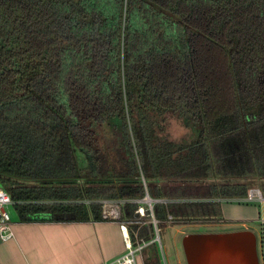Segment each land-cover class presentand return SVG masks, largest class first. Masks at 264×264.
<instances>
[{"label": "trees", "instance_id": "16d2710c", "mask_svg": "<svg viewBox=\"0 0 264 264\" xmlns=\"http://www.w3.org/2000/svg\"><path fill=\"white\" fill-rule=\"evenodd\" d=\"M169 113L197 139L162 140ZM216 179L264 197V0H0V188L21 222H100L101 201L136 219L147 194L206 199L155 204L160 226L217 222L252 185Z\"/></svg>", "mask_w": 264, "mask_h": 264}, {"label": "crops", "instance_id": "0c3cea01", "mask_svg": "<svg viewBox=\"0 0 264 264\" xmlns=\"http://www.w3.org/2000/svg\"><path fill=\"white\" fill-rule=\"evenodd\" d=\"M140 201L130 202L139 204L140 208L143 207ZM220 203L223 217L216 222L217 226L236 229L220 234L184 232L182 250L186 264H201V255L212 242V238H207L209 235L233 234L239 237L250 233L258 241L253 231L254 225L258 224L264 240V205L244 204L242 200H220ZM121 210L119 219L100 222L53 223L39 220L23 223L18 218L12 227L14 239L6 243L0 241V264H110L126 252L120 228L122 223H127L132 241L134 238L135 243L138 240L149 243L139 253L137 264H161L160 248L151 237L150 225L153 222L147 224V219L141 218L137 212L136 219L122 220ZM240 238L238 241L243 242V236ZM177 264L182 263L179 261Z\"/></svg>", "mask_w": 264, "mask_h": 264}, {"label": "rangeland", "instance_id": "374dc122", "mask_svg": "<svg viewBox=\"0 0 264 264\" xmlns=\"http://www.w3.org/2000/svg\"><path fill=\"white\" fill-rule=\"evenodd\" d=\"M164 119L165 121H163V125L161 126L162 131L160 132V138L162 140L172 141L176 145L181 146V145L189 144L192 141H195L197 139L198 134L196 132H193L188 126V122H185L179 116L169 113L166 115V118ZM121 166L124 167L123 165ZM124 172H126V168L124 169ZM248 180L249 179H237V180L229 181L228 179H216L210 182H206V184L209 185V183L210 184H222L226 182L229 183V182L247 181V182H250V184L252 185L250 187V190L257 189V190H260L261 192V188L259 186L260 184L259 180H249V181ZM153 200L154 199H151L149 196V197H145L143 200L140 201V204L143 206L146 213H145V217H142L141 215L139 216L141 218L147 219V224H152L153 222L152 217L150 216L151 213L149 212L151 209V205L154 206L156 204L155 200L154 201ZM173 201L175 200H165V201L163 200L164 203H169ZM185 201L198 202V201H206V199L193 197V199L180 200V202H185ZM123 204L120 203L118 205L119 212L122 209ZM253 204H257L258 206L264 205V197L262 200L254 201ZM9 213L12 218V223L18 220V216L13 208L9 209ZM147 213H150V215L148 216ZM157 227H158L157 228L158 232L154 226V234L152 237H153V241L160 248L159 251H160V263L161 264H177V262L179 261L182 264H186L185 263L186 261L183 255V250H182V236L184 235V232L185 233L186 232H198V233L205 232L209 234H217V233L220 234L222 232L228 233L236 229L234 227L223 226V225L221 227L220 226L218 227L216 221H189L186 223L185 222L179 223V222H175L174 220V221L165 223L161 226L158 225ZM253 231L258 240L257 249H258V254H259V260L261 264H264V257L262 256V245H261V239H262L261 226H259L258 224H255ZM177 253H178V256L176 255Z\"/></svg>", "mask_w": 264, "mask_h": 264}, {"label": "built area", "instance_id": "2783aa9c", "mask_svg": "<svg viewBox=\"0 0 264 264\" xmlns=\"http://www.w3.org/2000/svg\"><path fill=\"white\" fill-rule=\"evenodd\" d=\"M262 199H263V196L260 190L251 189L249 190L248 198L245 201L248 203H254V201H259ZM155 202L156 204L164 203L163 200H155ZM100 203L102 204L104 219H119L120 218L118 205L120 203L123 204V201H101ZM14 207H15V203L12 201L9 194L0 188V241L2 243H6L14 239V233L12 230L13 223H12L11 215L9 213V209L11 208L14 209ZM153 207L154 206L151 205V209L149 212L151 213V216L153 217V224L155 226V229L157 230L158 222L154 218ZM137 213L140 214L142 217H145L146 211L143 207H140L138 208ZM169 220L172 221V218L170 217ZM120 228H121V232L123 235L126 252L125 254L116 258L110 264H137V257L139 253H141L143 249L147 247V245H149V243H147L144 240H138L136 243H133L130 233H129L127 223H122ZM261 243H262V256L264 257L263 237H262Z\"/></svg>", "mask_w": 264, "mask_h": 264}, {"label": "water", "instance_id": "95a60500", "mask_svg": "<svg viewBox=\"0 0 264 264\" xmlns=\"http://www.w3.org/2000/svg\"><path fill=\"white\" fill-rule=\"evenodd\" d=\"M242 236L243 242L238 241ZM242 236L209 235L207 238H212V242L202 253L201 264H260L255 236L250 233Z\"/></svg>", "mask_w": 264, "mask_h": 264}]
</instances>
